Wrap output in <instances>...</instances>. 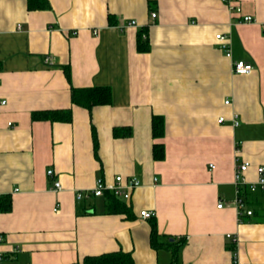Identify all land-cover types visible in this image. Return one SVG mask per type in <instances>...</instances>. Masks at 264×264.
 Segmentation results:
<instances>
[{"label": "crops", "instance_id": "1", "mask_svg": "<svg viewBox=\"0 0 264 264\" xmlns=\"http://www.w3.org/2000/svg\"><path fill=\"white\" fill-rule=\"evenodd\" d=\"M27 1L0 0V197L11 206L0 212V264H80L118 251L134 264H264V190L247 185L264 167V0H238L236 14L220 0ZM143 28L149 48L139 52ZM237 60L252 71L234 74ZM92 86H108L111 103L89 112L71 103V87ZM63 109L70 122L31 116ZM154 143L163 160L152 158ZM242 162L252 213L241 218L232 200ZM118 175L140 182L126 201L131 219L107 213L104 197L76 200Z\"/></svg>", "mask_w": 264, "mask_h": 264}, {"label": "trees", "instance_id": "2", "mask_svg": "<svg viewBox=\"0 0 264 264\" xmlns=\"http://www.w3.org/2000/svg\"><path fill=\"white\" fill-rule=\"evenodd\" d=\"M34 0L27 1L28 9H42L48 7L46 0H38L33 5ZM264 35V28L262 29ZM137 39V51L146 52L149 48L148 39H146V29H140L136 36ZM67 80H69L70 72L67 67L63 68ZM71 103L86 109L88 112L94 106H104L105 104L111 103V90L108 86H92L89 88H76L71 87L70 98ZM32 119L34 120H51V121H64L70 122L72 120L71 111L69 109H63L60 111H45L32 113ZM151 135L153 138H160L164 134L163 118L158 115H154L151 118ZM92 130V145L93 154L96 156L98 148L96 132ZM113 135L117 136V130L114 129ZM164 147L161 143H154L152 146V158L154 160H163L164 158ZM104 204L106 212L110 214L125 215L126 218L131 219L132 212L130 206L126 201L116 198L113 194L107 192L104 196ZM11 209L10 201L7 196L0 197V212L9 211ZM155 223L152 221L150 228V244L153 247L155 241ZM175 254V253H174ZM80 264H134L132 263L129 252H111L108 254H101L93 257L83 258Z\"/></svg>", "mask_w": 264, "mask_h": 264}, {"label": "built area", "instance_id": "3", "mask_svg": "<svg viewBox=\"0 0 264 264\" xmlns=\"http://www.w3.org/2000/svg\"><path fill=\"white\" fill-rule=\"evenodd\" d=\"M223 4H225L228 9L230 10L231 14H236L237 12L241 11V7L238 4V0H220ZM151 18L156 17L155 12L150 13ZM242 21L245 22H251L250 16H242ZM129 25L134 24V21H130L128 23ZM264 28V27H263ZM215 39L218 41L219 49L225 53L227 57L231 56V51H229V44L228 40L225 37V35L216 34ZM45 62H48L49 59L46 57ZM232 71L234 74H249L252 71V66H250L248 63L243 62L242 60L232 61ZM4 103V101H1ZM225 104H228V101H224ZM219 121L222 122L223 118L220 117ZM232 125L237 126L236 117L233 116L232 119ZM212 167V165H210ZM248 168L247 162H242L240 165L235 167L234 172V185H236L237 189V195L232 200L233 205L236 209V213L239 217L242 218V215L251 216V210L247 208L246 206V200H244L243 196L240 195L241 186L244 185L246 182L244 174L246 172V169ZM257 178L255 182L248 183V189L250 192H255L256 189L264 190V167L257 166L255 167ZM47 176H51L53 174L51 169L46 170ZM155 180V179H154ZM140 182L137 179V177H130V178H124L123 176H116L112 182H105L102 178L98 177L96 178L93 187H91V190L86 191H78L75 195L76 200H80L83 198H89V197H103L107 192L113 194L116 198L120 200L127 201L131 193L136 189L137 186H139ZM53 189L59 190L60 189V183L58 180L53 181ZM218 208L222 207V203L219 202L217 204ZM154 215L153 211L148 210H141L139 212V216L143 219H151ZM228 237L230 235H227ZM234 242V239L232 240ZM3 260V255L0 253V263ZM231 264H250L246 261H241L238 259H233Z\"/></svg>", "mask_w": 264, "mask_h": 264}]
</instances>
